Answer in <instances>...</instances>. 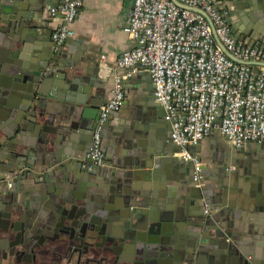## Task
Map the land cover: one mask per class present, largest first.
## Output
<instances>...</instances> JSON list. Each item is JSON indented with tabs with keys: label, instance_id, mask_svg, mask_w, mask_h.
<instances>
[{
	"label": "water",
	"instance_id": "95a60500",
	"mask_svg": "<svg viewBox=\"0 0 264 264\" xmlns=\"http://www.w3.org/2000/svg\"><path fill=\"white\" fill-rule=\"evenodd\" d=\"M51 1L0 0V125L11 118L18 119L19 109L23 108L29 110L25 115L27 123L24 128L36 136L32 148L23 152H17V146L9 141L0 142V149L6 153L0 154V159L6 160L7 157L11 159L6 168L0 169L4 173L0 175V181L5 180L6 173L13 171V166L23 170L21 163L25 157L33 159L27 167L31 170L37 162H44L48 157L49 147L58 145V141L61 140L59 134L62 130L70 134L69 140L77 145L76 149L79 148L85 154V160L90 151L87 137L94 130V125L89 121L84 123L72 122L69 119L67 121L62 116L56 120L58 114L47 113L41 100L37 98L42 93L35 86L50 79L45 76L47 63L59 62L71 68L72 72L76 69L73 62L77 59L68 48H65L67 44H71L68 39L57 47L54 42L36 38L41 15L35 12H39ZM173 1L187 8L178 0ZM247 2L256 16L264 17V0ZM29 10L34 11L30 16L26 14ZM203 14L209 20L208 15ZM254 29L256 34L259 30L257 27ZM255 44L256 40L252 45ZM221 46L224 52L233 58L223 44ZM236 61L255 65L253 62ZM27 62L29 64H26ZM75 82L73 80V83ZM156 127L159 128L156 119L147 117L146 113L117 131L113 138L114 148L119 156L118 169L123 171H115L112 178H106L107 184L102 186L100 202L87 190L88 186H93L90 180L95 172L90 171L87 176L80 175L74 171L75 166L70 164L67 167L70 174L67 178L61 176L60 184L55 188H52L54 185L50 178H45L44 184L38 187L39 194L35 198L37 202L35 204L31 202V207L39 210L40 219L37 223L32 219V214H29L30 219L26 218L28 212L22 207L19 198L10 215H2L0 205V229L17 230L18 227L25 225L27 228L36 225L47 229L61 227L62 233H73L77 238L84 237L81 234L84 226L90 232L106 229L114 243H119L127 250L134 247L135 253L145 257L146 264H151L149 260H155L156 264L193 263L196 245L192 241L196 234L190 232L189 228L194 225L201 227L202 223L189 213L190 203L183 201L178 193L170 189L165 192L164 200L160 198L161 194L156 197V201L148 194L151 190L148 180L153 177L152 169L164 162L163 159L156 160L155 154L167 140L173 142L171 132L158 135L155 134ZM55 134L56 139L52 138ZM259 148L261 150L262 147ZM75 153L73 157L76 156ZM257 155L259 154L252 155L251 160L244 164L243 170L239 171L242 178L246 179V183L236 182L231 191H222V197L225 198L229 193L239 194L240 201L248 203L249 209L264 212V166L260 165L264 160ZM62 170L63 164L55 168V171ZM29 171L26 174H30ZM63 173L64 171L61 174ZM24 174L23 171L22 175ZM161 178L163 180V177ZM21 179V176H17L12 180L15 182L14 191L22 192V186L19 184ZM7 199L8 197L0 191V202H7ZM205 203V200H200L202 207ZM74 221L78 222L76 226ZM203 232L210 237L206 238L205 242L214 245L207 264H264L257 261V258H260L257 247L247 250L243 246L235 245L230 241L231 235L225 232L223 227L211 224L210 227L205 226ZM152 252L157 254H151ZM162 259L168 260L169 263H162Z\"/></svg>",
	"mask_w": 264,
	"mask_h": 264
},
{
	"label": "crops",
	"instance_id": "0c3cea01",
	"mask_svg": "<svg viewBox=\"0 0 264 264\" xmlns=\"http://www.w3.org/2000/svg\"><path fill=\"white\" fill-rule=\"evenodd\" d=\"M64 1L52 0L39 12H35L41 15V19L38 20L37 39L53 42L52 33L60 25L61 19L52 17L49 8L61 6ZM133 2L134 0H85L73 24L76 33L68 38L71 44L65 46L77 59L73 62L76 66L75 71L72 72L71 68L59 62L47 63L45 76L50 78L49 81L35 86L42 93L37 98L41 100L44 110L47 113H57L56 120L62 116L67 121L69 119L77 123L89 121L95 128L101 108L112 97L116 83L120 81L122 84L125 104L122 109L111 113L104 129L103 146L106 162L102 168L91 171L95 172L90 180L93 186H88L87 189L97 197L98 202L103 192L102 186L107 184L106 178H112L115 171H123L118 169L119 156L114 148L113 138L117 135V131L147 113V117L156 119L159 126L155 128V134L164 135L171 132L170 123L165 120L164 109L155 100L154 85L150 75L140 71L131 77H125V71L117 67V60L122 52L134 46L127 32V18L133 8ZM217 7L228 12L235 37L250 45L256 40L255 45L264 47V17L256 16L247 0H219ZM33 13V10L26 12L28 16ZM254 27L259 30L256 34ZM73 80L76 82L73 83ZM27 112L29 110L20 108L18 119L11 118L0 125V142L9 141L16 145L17 152L31 149L36 139L32 131L24 128L27 123L25 118ZM92 134L93 131L87 137L89 149L92 146ZM68 135H70L68 132L62 130L58 145L50 146L46 160L37 162L33 170L27 168L33 159L25 157L21 163L23 170L13 166V171L5 174V180L0 181V191L8 199L7 202H0L2 211L15 207L21 198L22 207L28 212L26 218L30 219L29 214H32V219H35L37 223L40 219L39 210L33 209L31 202L32 204L37 202L35 198L39 194L38 187L44 184L45 178H50L54 185L52 188H55L57 184H60L61 176L67 178L70 174L67 170L70 164L75 166L74 171L78 174L89 175L90 171L82 167L86 158L85 154L79 148L76 149L77 145L69 140ZM56 137V134L52 135V138L56 139ZM259 147H262L261 150ZM179 151L178 145L168 140L160 147L159 152L155 154V159H163L164 162L162 165L153 167V177L148 180L151 187L148 194L155 201L161 194L160 198L164 200L165 192L170 189L178 193L183 201L190 203L189 213L202 223L201 227L194 225L189 228L190 232L196 234L192 241L196 245L195 261L191 264L208 263L214 245L205 242L206 238L210 237L203 232V229L205 226L210 227L211 224L223 227L225 232L231 235L230 241L235 245L243 246L247 250L257 247L260 251V258H257V261L264 262V212L249 209L248 203L240 201L239 194L229 193L225 198L222 197V191H231L236 182L246 183V179L242 178L239 171L243 170L244 164L251 160L252 155L259 154L257 156L264 160V141L261 146L250 143L237 147L227 140L218 128H214L191 149L202 161L204 171L202 188L195 186L192 177L193 166L191 162L178 155ZM4 153L0 149V154ZM74 153L75 157H73ZM10 161L9 157L6 160L0 159V169L6 168ZM60 164L64 165V170L55 171L56 166ZM260 165L264 166V162ZM258 169L260 170L261 167ZM23 171L24 175H22ZM28 171L30 174H26ZM63 171L64 175L61 174ZM3 174L0 170V175ZM225 175H227L226 178H223ZM17 176L22 178L19 183L22 186V192L7 187L8 182ZM199 198L218 209L206 214Z\"/></svg>",
	"mask_w": 264,
	"mask_h": 264
},
{
	"label": "built area",
	"instance_id": "2783aa9c",
	"mask_svg": "<svg viewBox=\"0 0 264 264\" xmlns=\"http://www.w3.org/2000/svg\"><path fill=\"white\" fill-rule=\"evenodd\" d=\"M134 0L127 32L134 46L123 51L117 67L131 77L150 75L155 100L170 123L171 137L183 159L193 164V182L204 186L201 159L191 149L214 128L237 147L264 141V47L235 37L227 11L219 0ZM85 0H65L50 7L60 25L52 33L56 45L75 35L73 24ZM206 13L209 17L203 14ZM221 44L235 58H230ZM125 93L120 81L102 106L93 130L92 146L82 167L105 165L104 129L112 112L122 109ZM213 208L205 203L204 212Z\"/></svg>",
	"mask_w": 264,
	"mask_h": 264
},
{
	"label": "flooded vegetation",
	"instance_id": "af4514ba",
	"mask_svg": "<svg viewBox=\"0 0 264 264\" xmlns=\"http://www.w3.org/2000/svg\"><path fill=\"white\" fill-rule=\"evenodd\" d=\"M14 186L13 181L7 184L8 188ZM13 208L3 209L1 214L10 215ZM60 230L61 227L47 229L39 225L0 229V264H146L145 257L135 253L134 247L127 250L114 243L106 229L90 232L84 226V237L80 238ZM148 262L156 264L155 260ZM161 262L169 263L164 259Z\"/></svg>",
	"mask_w": 264,
	"mask_h": 264
}]
</instances>
